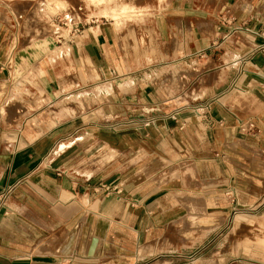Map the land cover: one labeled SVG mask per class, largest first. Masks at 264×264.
I'll use <instances>...</instances> for the list:
<instances>
[{
    "label": "crops",
    "instance_id": "0c3cea01",
    "mask_svg": "<svg viewBox=\"0 0 264 264\" xmlns=\"http://www.w3.org/2000/svg\"><path fill=\"white\" fill-rule=\"evenodd\" d=\"M35 2L0 0V264H205L263 204L264 0H170L140 62L107 23L44 36Z\"/></svg>",
    "mask_w": 264,
    "mask_h": 264
},
{
    "label": "rangeland",
    "instance_id": "374dc122",
    "mask_svg": "<svg viewBox=\"0 0 264 264\" xmlns=\"http://www.w3.org/2000/svg\"><path fill=\"white\" fill-rule=\"evenodd\" d=\"M36 1V15L44 36L56 38L79 32L83 27L107 23L124 40L126 58L138 62L147 61L150 53L159 52L161 23L155 24V21L172 11L170 0ZM19 6L23 9V4ZM261 201L263 204L258 208L238 209L233 215L232 226L222 227L215 241L201 247L205 264H213L214 253L221 255L222 261L232 256L235 264H264V195L255 205ZM208 230L209 227L189 224L186 235L193 239ZM187 243L191 245L187 255L192 261L197 255V244L192 245V240Z\"/></svg>",
    "mask_w": 264,
    "mask_h": 264
},
{
    "label": "built area",
    "instance_id": "2783aa9c",
    "mask_svg": "<svg viewBox=\"0 0 264 264\" xmlns=\"http://www.w3.org/2000/svg\"><path fill=\"white\" fill-rule=\"evenodd\" d=\"M263 88H264V86H263Z\"/></svg>",
    "mask_w": 264,
    "mask_h": 264
}]
</instances>
